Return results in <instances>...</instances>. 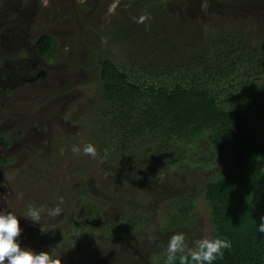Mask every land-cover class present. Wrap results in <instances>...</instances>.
Instances as JSON below:
<instances>
[{"label":"rangeland","instance_id":"374dc122","mask_svg":"<svg viewBox=\"0 0 264 264\" xmlns=\"http://www.w3.org/2000/svg\"><path fill=\"white\" fill-rule=\"evenodd\" d=\"M222 24L264 38V0H0V137L6 141L0 146V211L19 218L22 247L49 251L61 264H151L164 262L175 232L185 234L189 247L209 238L205 185L230 163L229 153L212 166L170 168L168 153L143 154L135 168L123 157L91 158L82 148L95 143L87 126L99 113L91 102L101 86L100 58L157 63L166 58L158 53L167 50L179 59L208 57V31ZM44 34L56 38L53 57L36 52ZM244 120L264 142V95ZM254 165L263 172L264 158ZM257 191L253 200L261 203L264 181ZM82 192L103 198L105 208L87 245L62 235L71 218L83 213ZM185 193L197 197L192 223L161 231L165 209ZM28 205L44 207L40 224L21 217ZM56 206L60 216H47ZM137 212L144 214L138 229L106 233L121 216Z\"/></svg>","mask_w":264,"mask_h":264},{"label":"trees","instance_id":"16d2710c","mask_svg":"<svg viewBox=\"0 0 264 264\" xmlns=\"http://www.w3.org/2000/svg\"><path fill=\"white\" fill-rule=\"evenodd\" d=\"M208 32V57L192 54L179 59L167 50L164 55L158 53L159 58H166L157 63L119 64L100 58L96 80L101 86L91 102L92 110L97 106L99 113L87 129L97 155L123 157L122 163L135 168L141 165L143 154L163 157L168 153L164 161L170 168L212 166L219 155L229 153L230 163L207 182L204 191L212 226L209 238L219 236L232 245L213 264H264V235L256 231L264 215V195L261 203L253 200L264 181V171L258 172L254 165L264 158V142L244 120L264 95V38L223 24ZM56 44L54 36L41 35L36 52L40 57H53ZM204 140L208 142L202 145ZM5 145L0 137V146ZM82 194L83 213L71 218L62 235L87 245L105 208L103 198ZM196 199L189 193L175 198L164 211L161 231L187 220L192 223ZM143 218L142 212L125 214L106 233L138 229Z\"/></svg>","mask_w":264,"mask_h":264},{"label":"clouds","instance_id":"9594fccd","mask_svg":"<svg viewBox=\"0 0 264 264\" xmlns=\"http://www.w3.org/2000/svg\"><path fill=\"white\" fill-rule=\"evenodd\" d=\"M145 19V16H140L137 22L143 23ZM71 150L74 153L80 151L76 146H73ZM82 152L91 158L97 155L96 148L91 143L84 144ZM44 211L43 206L28 205L21 217L34 224H40L41 214ZM61 211V208L56 206L47 209L46 214L49 217H57L60 216ZM21 231L17 215L0 211V264H61L60 258H54L49 251L37 252L31 248L22 247L17 239ZM256 231L264 235V215L259 217ZM231 246L228 239L217 236L195 239L189 247L185 241V234L175 232L170 235L164 248V264H213L217 258L223 257L224 251L230 249Z\"/></svg>","mask_w":264,"mask_h":264}]
</instances>
